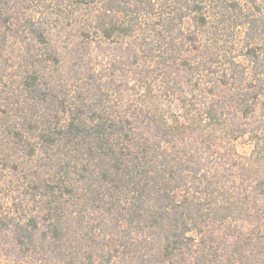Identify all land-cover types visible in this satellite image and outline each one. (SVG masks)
Wrapping results in <instances>:
<instances>
[{"label":"trees","instance_id":"obj_1","mask_svg":"<svg viewBox=\"0 0 264 264\" xmlns=\"http://www.w3.org/2000/svg\"><path fill=\"white\" fill-rule=\"evenodd\" d=\"M0 258L264 264V0H0Z\"/></svg>","mask_w":264,"mask_h":264},{"label":"rangeland","instance_id":"obj_2","mask_svg":"<svg viewBox=\"0 0 264 264\" xmlns=\"http://www.w3.org/2000/svg\"><path fill=\"white\" fill-rule=\"evenodd\" d=\"M78 11L82 12V9L81 10L79 9ZM85 17H87V15H79L78 18L75 17L74 19H72L71 20L72 22H69V20H66L65 29L62 31V35H69V32H67L68 30H71L72 32H74L76 27H78V25L82 24L81 19H83ZM71 23H73V24H71ZM72 35H78V34L74 33ZM236 146H237V150L239 151V153H241L243 155L249 154L253 148V144L251 143V141H249V139L247 137H242V138L238 139V141L236 142ZM0 264H3V261L1 258H0Z\"/></svg>","mask_w":264,"mask_h":264}]
</instances>
